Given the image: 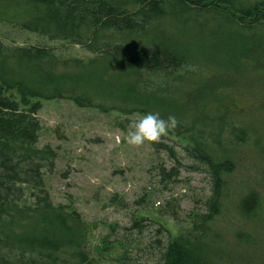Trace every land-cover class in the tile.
<instances>
[{"label":"trees","instance_id":"16d2710c","mask_svg":"<svg viewBox=\"0 0 264 264\" xmlns=\"http://www.w3.org/2000/svg\"><path fill=\"white\" fill-rule=\"evenodd\" d=\"M0 21L92 54L66 56L0 38V264L90 262L82 215L72 203L55 204L45 187L57 152L39 144L37 114L43 100L55 98L103 113L174 115L176 126L151 141L158 154L174 160L157 166L158 184L170 191L183 169L208 175L204 208L194 209L176 233L143 219L124 228L130 245L147 239L137 252L155 255L154 264H234L226 230L245 247L261 246L260 234L224 224L221 216L237 151L253 137L264 157V126L233 106L238 94L230 88L241 84L213 83L250 71L264 80V0H0ZM169 135L187 142L190 163L181 161ZM146 199L134 203L142 207ZM171 200L160 212L178 220L179 199ZM236 201L239 215L260 220L257 191ZM138 260L122 257L125 264Z\"/></svg>","mask_w":264,"mask_h":264},{"label":"rangeland","instance_id":"374dc122","mask_svg":"<svg viewBox=\"0 0 264 264\" xmlns=\"http://www.w3.org/2000/svg\"><path fill=\"white\" fill-rule=\"evenodd\" d=\"M0 38L7 44L53 47L66 56L84 59L92 56L78 44L52 40L2 21ZM228 82L241 85L230 88ZM213 84L233 89V94H238L233 106L240 117L264 126V80L250 71L243 77L219 79ZM141 115H124L116 111L103 113L61 98L43 100L37 114L41 122L39 144H49L57 152L54 170L46 171L44 176L46 190L55 204L72 203L82 215L88 228L84 244L90 253L87 264H125L122 262L125 254L139 258V264H154L155 255L137 252L145 246L147 239L138 237L130 245L125 239L124 228L130 227L134 219H143L151 228L162 225L171 233H176L188 224L194 209L204 208L203 202L210 194L208 175L203 171L186 169L182 170L180 181L172 185L170 191L162 190L158 184L160 175L157 166L165 161L170 167L174 160L169 159L164 151L158 154L151 141L132 146L124 139L132 121ZM169 138V143L176 144L181 161L190 163L183 151L187 142L174 135H169ZM248 143L237 151V166L229 176L230 194L221 220L224 224L262 236L261 246L249 248L232 240L233 235L226 230L230 239L228 248L234 252V261L231 259L234 264H264V157L254 147L253 137ZM260 145L264 147V139ZM252 190L261 197L262 218L259 221L246 219L236 211V199ZM144 194L146 204L139 207L134 202ZM173 198L179 199L178 220L160 212V207ZM129 234L132 237L137 235L135 231Z\"/></svg>","mask_w":264,"mask_h":264},{"label":"clouds","instance_id":"9594fccd","mask_svg":"<svg viewBox=\"0 0 264 264\" xmlns=\"http://www.w3.org/2000/svg\"><path fill=\"white\" fill-rule=\"evenodd\" d=\"M177 120L169 114L164 118L159 111H147L134 119L124 137L132 146H140L146 141H159L176 126Z\"/></svg>","mask_w":264,"mask_h":264}]
</instances>
